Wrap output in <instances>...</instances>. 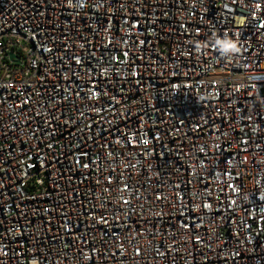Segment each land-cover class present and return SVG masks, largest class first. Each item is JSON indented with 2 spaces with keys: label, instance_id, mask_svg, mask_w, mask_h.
I'll return each mask as SVG.
<instances>
[{
  "label": "built area",
  "instance_id": "built-area-1",
  "mask_svg": "<svg viewBox=\"0 0 264 264\" xmlns=\"http://www.w3.org/2000/svg\"><path fill=\"white\" fill-rule=\"evenodd\" d=\"M0 264H264V0H0Z\"/></svg>",
  "mask_w": 264,
  "mask_h": 264
},
{
  "label": "clouds",
  "instance_id": "clouds-1",
  "mask_svg": "<svg viewBox=\"0 0 264 264\" xmlns=\"http://www.w3.org/2000/svg\"><path fill=\"white\" fill-rule=\"evenodd\" d=\"M232 43L228 42V43H223L222 44V53L225 55H229L232 52L236 51V48L231 47Z\"/></svg>",
  "mask_w": 264,
  "mask_h": 264
},
{
  "label": "snow or ice",
  "instance_id": "snow-or-ice-1",
  "mask_svg": "<svg viewBox=\"0 0 264 264\" xmlns=\"http://www.w3.org/2000/svg\"><path fill=\"white\" fill-rule=\"evenodd\" d=\"M231 47L235 48V47H236V45L232 44V45H231Z\"/></svg>",
  "mask_w": 264,
  "mask_h": 264
}]
</instances>
